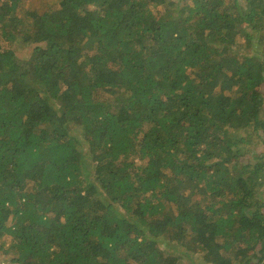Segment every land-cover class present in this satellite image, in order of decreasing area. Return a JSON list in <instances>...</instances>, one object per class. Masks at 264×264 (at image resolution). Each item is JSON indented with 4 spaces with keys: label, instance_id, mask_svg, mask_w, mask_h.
Returning <instances> with one entry per match:
<instances>
[{
    "label": "trees",
    "instance_id": "obj_1",
    "mask_svg": "<svg viewBox=\"0 0 264 264\" xmlns=\"http://www.w3.org/2000/svg\"><path fill=\"white\" fill-rule=\"evenodd\" d=\"M262 194L264 0H0V264H264Z\"/></svg>",
    "mask_w": 264,
    "mask_h": 264
},
{
    "label": "rangeland",
    "instance_id": "obj_2",
    "mask_svg": "<svg viewBox=\"0 0 264 264\" xmlns=\"http://www.w3.org/2000/svg\"><path fill=\"white\" fill-rule=\"evenodd\" d=\"M27 49H30L29 47H19V48H17L16 49V52H17V54H21L22 56L25 54V53H27ZM264 198V194H262V196H261V199H263Z\"/></svg>",
    "mask_w": 264,
    "mask_h": 264
}]
</instances>
